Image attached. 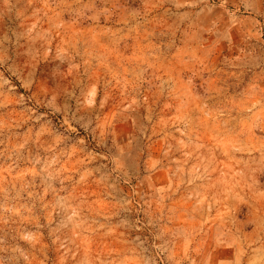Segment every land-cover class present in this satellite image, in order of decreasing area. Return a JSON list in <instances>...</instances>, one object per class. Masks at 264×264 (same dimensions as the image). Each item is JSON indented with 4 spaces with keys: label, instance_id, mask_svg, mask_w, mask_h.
Masks as SVG:
<instances>
[{
    "label": "rangeland",
    "instance_id": "obj_1",
    "mask_svg": "<svg viewBox=\"0 0 264 264\" xmlns=\"http://www.w3.org/2000/svg\"><path fill=\"white\" fill-rule=\"evenodd\" d=\"M259 1L0 0V264H91L131 236L150 264L233 257L217 238L264 224ZM157 201L180 235L116 227Z\"/></svg>",
    "mask_w": 264,
    "mask_h": 264
},
{
    "label": "clouds",
    "instance_id": "obj_2",
    "mask_svg": "<svg viewBox=\"0 0 264 264\" xmlns=\"http://www.w3.org/2000/svg\"><path fill=\"white\" fill-rule=\"evenodd\" d=\"M260 3L264 4V0H260ZM254 10V9H253ZM264 14V13H261ZM247 19V18H245ZM251 27L256 28V22H251ZM258 30V29H257ZM75 67V66H73ZM101 81L99 79H90L85 85L80 89L79 95L75 96V101L81 109H84L85 112L95 110L93 105L88 102L86 99V91L89 87L97 90L98 96L103 90L101 87ZM106 97V91H105ZM104 100H100V106L102 107ZM188 183H192L191 180ZM201 194L198 192H190L189 196L199 197ZM151 205V201L146 202ZM200 203V199H196V204ZM157 206L152 208L151 206L146 208H139L138 211L144 213V218H137L136 221L129 224L127 220H119L116 227L128 228L131 229H147L150 233L154 235L155 238H162L165 234L171 236H178L180 233H177L173 227L169 226V222L172 220V217L165 216L161 212L160 202H156ZM131 201L122 200L119 204L117 211L113 212L111 215L118 216L120 212L130 211ZM195 210V206H193ZM264 214V213H262ZM258 231L252 233L251 235L236 234L230 235L226 240H219L217 238V243L231 247L233 252V257L227 260H221L218 264H264V224L258 225ZM124 236V233H121ZM197 236V233L194 230H190L186 238H193ZM124 244L126 247H122L119 252L116 253L112 258H102L101 253H97L94 261L91 264H129V254H135L138 259L136 264H150L149 259L144 258V254L150 249L147 247L145 241H141L139 236H131L130 238L124 239ZM141 245H144L143 247ZM61 247H65L61 244ZM160 251L164 250L163 245H155ZM139 249V251H137ZM68 249L65 248V253L67 254ZM170 254H174V248ZM72 256H75V252L71 253ZM154 264V261L152 262ZM194 264H209L207 259H202L200 261H195Z\"/></svg>",
    "mask_w": 264,
    "mask_h": 264
},
{
    "label": "crops",
    "instance_id": "obj_3",
    "mask_svg": "<svg viewBox=\"0 0 264 264\" xmlns=\"http://www.w3.org/2000/svg\"><path fill=\"white\" fill-rule=\"evenodd\" d=\"M255 1L258 3L259 0H255ZM259 2H260V1H259ZM262 8H264V6H263ZM256 9H257V8H256ZM258 11H260V10H258ZM256 13H257V12H256Z\"/></svg>",
    "mask_w": 264,
    "mask_h": 264
}]
</instances>
